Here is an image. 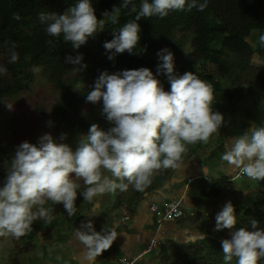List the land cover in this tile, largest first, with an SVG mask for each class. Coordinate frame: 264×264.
<instances>
[{
    "label": "clouds",
    "instance_id": "1",
    "mask_svg": "<svg viewBox=\"0 0 264 264\" xmlns=\"http://www.w3.org/2000/svg\"><path fill=\"white\" fill-rule=\"evenodd\" d=\"M206 7L207 0L200 4L197 0H141L139 8L134 0H121L119 6L104 11L101 19L92 0H78L64 14L40 12L39 20L47 26L50 36H62L78 49L89 37L102 32L106 21L117 24L121 9L129 10L135 14L134 20L126 22L115 32L114 39L104 45L110 52L115 50L108 57L112 60L117 53L134 51L140 41L137 23L140 19L164 18L172 11L193 8L203 11ZM14 19L19 20V14H14ZM258 43L264 46V34L258 36ZM157 55L161 61L158 70L167 75L170 90L166 91L147 67L117 74L102 72L86 100L93 104L102 101V114L112 127L103 130L92 124L88 133L80 136L75 149L58 142L50 133L42 135L36 144L25 141L17 146L12 159L5 162L7 175L0 186V237L19 239L31 232L37 220L51 224L54 217L52 210L45 207L48 202L63 204L71 216L76 212L78 196L92 202L118 189L126 191L129 185L144 191L156 172L181 166L188 145L208 144L220 131L225 119L213 110L212 85L193 72L177 75L174 56L169 50L162 49ZM18 59L15 51L10 53L9 63H16ZM82 59V56L69 57L67 62L82 69L86 67L81 65ZM6 72L0 65V75ZM65 138L66 134H62L60 139ZM225 148L221 160L238 169L234 179L243 175L264 181V126L251 124ZM77 181H82L83 190ZM212 222L209 224L215 225L216 232L231 230L230 238L221 241L225 264H232L234 258L236 264L264 261V230L237 228L232 202H227L217 214L216 224ZM251 223L253 228L257 227V221ZM78 239L94 262L110 249L117 235L115 232L78 233Z\"/></svg>",
    "mask_w": 264,
    "mask_h": 264
},
{
    "label": "trees",
    "instance_id": "2",
    "mask_svg": "<svg viewBox=\"0 0 264 264\" xmlns=\"http://www.w3.org/2000/svg\"><path fill=\"white\" fill-rule=\"evenodd\" d=\"M76 2L78 0H0V65L7 69L6 74L0 75V102L24 94L36 82L44 79L59 94L52 107L55 130L65 131L69 139H79L82 134L86 135L92 125L79 114L93 104L87 102L86 96L102 72L117 74L124 70L147 67L165 90H170L167 75L158 70L161 61L157 54L162 49L173 54L177 75L193 72L212 85L215 97L213 110L222 115L229 114L227 112L230 109H225L224 104L227 95H233V88H241L243 84H251L254 80L264 89V62L258 65L254 61L256 54L264 61V46L258 43V36L264 34V0H207V7L203 11L193 8L191 11H172L164 18H142L137 21L140 25V41L134 51L117 53L112 60L108 57L115 50L110 52L104 45L114 39L115 32L126 22L134 20L135 14L121 9L117 24L106 21L102 32L89 37L88 42L77 49L72 42H65L62 36H50L46 31L47 26L39 20L40 12L64 14ZM134 2L139 8L141 0ZM203 2L204 0H197V4ZM92 3L97 17L103 19L102 13L119 6L121 0H92ZM14 14H19L20 19H14ZM13 51L18 54L19 59L16 63H9L10 53ZM79 56L83 57L81 65L86 67L81 69L79 65L67 62L69 57L75 59ZM34 68L39 71L34 72ZM249 91L256 94L251 87ZM39 113L44 116L46 126L48 118L44 108H40ZM93 121L96 123L102 119L95 118ZM222 132L224 134L225 130ZM202 144L187 146V149L200 147ZM2 153L0 186L7 175ZM167 170L162 168L156 172L152 183L144 191L134 189V194L140 197L157 188L161 182L160 174ZM231 181L193 180L189 186L190 196L204 199L210 196L220 197L225 193H243L236 191L235 183ZM78 183L81 188L84 187L82 181ZM128 187L133 188L132 185ZM251 194H256L258 198L250 207L236 209L238 202L235 203L238 220L236 227L249 231L264 230V185ZM122 195L119 196V206L124 203ZM48 203L46 207L52 210L54 217L49 229L52 228V223H58L63 229H72L80 218V208L84 201L78 196L76 212L71 216L65 211L63 204ZM252 220L257 221L256 228L252 227ZM204 228L208 238L197 246L179 249V256H186L184 264H225L221 241L228 238L226 233L229 229L216 232L213 225ZM205 241L214 245V248L209 250L203 244ZM204 249L211 252L205 258L201 255ZM232 264H236L235 258Z\"/></svg>",
    "mask_w": 264,
    "mask_h": 264
},
{
    "label": "crops",
    "instance_id": "3",
    "mask_svg": "<svg viewBox=\"0 0 264 264\" xmlns=\"http://www.w3.org/2000/svg\"><path fill=\"white\" fill-rule=\"evenodd\" d=\"M256 55L257 61L262 64L263 60ZM222 130H225L224 134ZM241 134L243 133L236 125L226 121L223 129L221 128L211 140L216 141L213 145L208 143L189 148L182 158L181 166L178 169L163 171L158 187L140 197L134 194L136 190L131 187L126 191L118 189L115 193L98 197L92 202L85 201L81 196L82 202L84 201L83 207L80 208V218L72 229H63L58 223H52L50 229L49 224L43 228H34L32 239L36 238L34 240L36 245L32 242L31 245L28 244L24 249L18 250L20 253L26 250L23 256L30 257L26 264H122L121 259L137 258L147 250L151 242L156 241L158 245L151 253H163V257L160 256L163 263L164 258H167V250L178 252L179 249L185 250L199 245L202 240L208 238L204 226H209L211 220H216L217 214L227 202H232L234 207L235 203L241 202L243 193L238 195L225 193L220 197L198 199L190 196V183L197 179L225 181L234 179L238 169L222 161L221 156L226 151L225 145H228L233 137ZM243 177L242 175L231 182L235 183ZM235 190L239 189L235 187ZM243 190L253 192L251 186ZM120 194H123L124 203L119 206ZM172 200L184 202L188 217L159 223L150 211L151 204L163 206ZM126 215H129L130 219L124 220ZM94 232L105 234L115 232L117 239L110 249L96 257L93 262L89 257V250L78 239V233L92 235ZM21 239L22 237L19 239L6 237L5 241H0V247L2 244L3 249L18 248ZM34 247L36 253L33 257L29 253ZM146 256L147 254L137 264H144ZM2 263L0 255V264ZM16 264L21 263L16 261Z\"/></svg>",
    "mask_w": 264,
    "mask_h": 264
},
{
    "label": "rangeland",
    "instance_id": "4",
    "mask_svg": "<svg viewBox=\"0 0 264 264\" xmlns=\"http://www.w3.org/2000/svg\"><path fill=\"white\" fill-rule=\"evenodd\" d=\"M255 40L256 36L253 37V41ZM255 56L256 58L254 60L260 65L261 63L257 61V55ZM250 87L256 92L255 95L251 94L249 91ZM58 97V92L46 83L44 79H41L33 85L31 90L24 94L0 102V153L3 152L2 154H4L5 161H10L12 159L19 144L25 141L33 143L47 133L52 134L58 142L66 143L75 149L79 139H69L66 137L65 139L67 140H61V135L66 134V132L61 130L56 131L54 127L52 107L56 103ZM102 106V101L98 104H91L79 115L92 124L99 125L103 130H108L113 125L107 121L106 117L102 114ZM40 108H44L47 114L48 120L46 126L43 122L44 116L39 113ZM216 108L219 109L218 107ZM224 108L230 109L227 112L229 114H223L225 122L227 121L231 125H236L242 133H244L251 124H255L258 127L264 126V89L259 87L254 80L251 84L245 86L243 84L241 88H233V95H227ZM224 108L220 109L222 110ZM232 109H234L233 113ZM95 118H100L102 121L95 123L93 121ZM221 128L223 129V126ZM215 136L214 134L209 144L213 145L216 142L211 141ZM263 182L264 181L249 179L247 176L236 181L235 187L243 192V200L238 202V207H236V209H246L258 198L256 194H251L248 191L245 192L243 188L251 186L253 191L260 190L264 185ZM81 190H83V188ZM211 222L216 224L215 219L211 220ZM45 225L44 222H38L37 220L32 225V230L37 227L43 228ZM32 230L22 237L21 243H18V248L3 249L4 247L1 244L0 255L3 261L2 264H16V261L21 264H26L30 257L23 256L26 250L20 253L18 249H24L28 244L31 245L30 243L32 242L36 245L34 242L36 238L34 240L32 239ZM230 231L231 230H227L226 233L228 238L230 237ZM1 240L5 241L6 237H0V241ZM203 244L207 246L209 250L214 248V245L212 246L211 243L206 241ZM203 244L200 246H203ZM35 253L36 248L34 247L29 254L34 257ZM210 253V251L204 249L201 255L205 258ZM162 254L163 253L158 254L156 252L147 254L144 264H184L187 261L186 256L180 257L177 250H167V255L164 253L167 258H164L165 262L161 263L160 256H162Z\"/></svg>",
    "mask_w": 264,
    "mask_h": 264
},
{
    "label": "built area",
    "instance_id": "5",
    "mask_svg": "<svg viewBox=\"0 0 264 264\" xmlns=\"http://www.w3.org/2000/svg\"><path fill=\"white\" fill-rule=\"evenodd\" d=\"M151 211L156 216L159 223H162L164 221H171L176 220L180 218H187L188 214L186 209L183 206V203L181 200L176 201H170L163 206L159 204H152L151 205ZM126 220L129 219L128 216L125 217ZM158 242L153 241L148 246L147 250L137 258H134L133 260H128L126 258L121 259L122 264H137L139 261H141V258L151 252L153 248L157 247Z\"/></svg>",
    "mask_w": 264,
    "mask_h": 264
}]
</instances>
